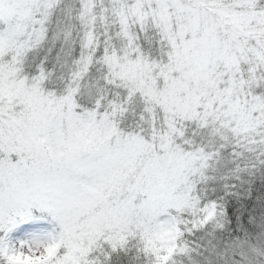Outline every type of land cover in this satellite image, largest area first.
I'll return each mask as SVG.
<instances>
[{"label": "snow or ice", "instance_id": "1", "mask_svg": "<svg viewBox=\"0 0 264 264\" xmlns=\"http://www.w3.org/2000/svg\"><path fill=\"white\" fill-rule=\"evenodd\" d=\"M0 264H264V0H0Z\"/></svg>", "mask_w": 264, "mask_h": 264}]
</instances>
